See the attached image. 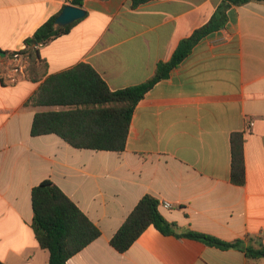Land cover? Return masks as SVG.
I'll return each mask as SVG.
<instances>
[{"label":"crops","instance_id":"obj_1","mask_svg":"<svg viewBox=\"0 0 264 264\" xmlns=\"http://www.w3.org/2000/svg\"><path fill=\"white\" fill-rule=\"evenodd\" d=\"M72 1L0 0V50H23ZM222 1L154 0L133 8L131 0H85V17L40 54L49 75L86 63L112 91L139 85ZM228 17L224 29L203 38L147 92L123 152L76 149L55 134L33 135L37 113L63 108L26 105L40 83L26 78L8 85L0 78L1 263L49 264L33 229L32 192L51 180L101 231L68 264H264L238 249L164 235L153 225L124 253L111 245L147 195L172 205L160 212L180 234L264 244V3L233 7ZM234 133L245 139L244 186L231 178Z\"/></svg>","mask_w":264,"mask_h":264},{"label":"trees","instance_id":"obj_2","mask_svg":"<svg viewBox=\"0 0 264 264\" xmlns=\"http://www.w3.org/2000/svg\"><path fill=\"white\" fill-rule=\"evenodd\" d=\"M154 0H131L132 7ZM85 0H73L82 8ZM264 0H223L210 21L183 39L172 58L160 62L155 75L145 83L112 91L99 73L89 64L80 63L72 69L49 75V65L41 57V47L68 34L80 20L66 27H56L61 14L53 16L35 34L26 39L29 67L27 79L40 83L26 105L33 107H62L58 111L37 113L33 122L35 136L55 134L76 149L123 152L129 135L135 108L158 82L170 73L205 37L224 29L233 7ZM14 53V52H13ZM7 53L6 59L13 57ZM3 60L0 58V61ZM231 178L236 185L246 184L245 139L242 133L231 137ZM33 229L41 248L50 253L49 264H68L70 258L97 240L101 231L79 207L51 180L43 181L32 192ZM160 201L144 196L111 239L112 247L120 253L128 251L138 238L155 226L164 235L186 237L220 249H238L249 259L264 258V244L246 245L244 240L232 242L197 232L178 233V225L168 221L160 212ZM0 264H3L0 262Z\"/></svg>","mask_w":264,"mask_h":264},{"label":"built area","instance_id":"obj_3","mask_svg":"<svg viewBox=\"0 0 264 264\" xmlns=\"http://www.w3.org/2000/svg\"><path fill=\"white\" fill-rule=\"evenodd\" d=\"M25 49L26 47L21 51L14 52L13 57L10 59L1 58L3 60L0 61V78L8 85H17L27 77L29 60L27 55L22 53ZM252 126L253 123H248L245 132H248ZM160 206L167 209L172 208V205L168 202H164Z\"/></svg>","mask_w":264,"mask_h":264},{"label":"water","instance_id":"obj_4","mask_svg":"<svg viewBox=\"0 0 264 264\" xmlns=\"http://www.w3.org/2000/svg\"><path fill=\"white\" fill-rule=\"evenodd\" d=\"M86 11L83 8L72 5L66 6L55 21L56 27H66L85 17ZM7 53L0 50V57L5 58Z\"/></svg>","mask_w":264,"mask_h":264}]
</instances>
